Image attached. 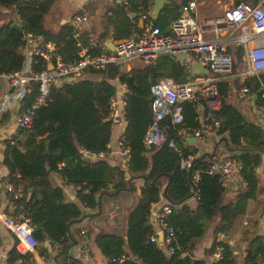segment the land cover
Here are the masks:
<instances>
[{"label":"trees","instance_id":"16d2710c","mask_svg":"<svg viewBox=\"0 0 264 264\" xmlns=\"http://www.w3.org/2000/svg\"><path fill=\"white\" fill-rule=\"evenodd\" d=\"M53 2L0 0V8L14 10L13 19L20 26V30L11 27L12 19L1 18L6 12L0 11V72L8 73L23 68L25 54L20 49L23 32L40 33L45 39L53 41L56 52L64 60L78 57L79 47L72 44L75 40L73 27L67 22L59 24L57 28L44 23ZM151 3L149 0H131L127 10L138 15L150 10ZM114 11L115 14L107 20L114 38L139 31L137 15L127 16L126 8L119 4L115 5ZM180 12L175 0H166L154 16V23L162 32H168L169 23ZM80 43L85 44L84 41ZM229 50L234 54L232 71L244 68L242 44ZM88 51L98 53L101 49L89 47ZM28 67L37 68L33 58ZM86 71L98 75V78L80 76L75 80L50 85L49 100L34 109L30 125L22 130L16 129L2 140L1 164L6 172L0 177V192L5 181H13L15 186L22 188V196L14 200V213L23 212L27 217L37 255L43 262L48 257L54 264H85L68 253L78 238L80 222L100 210L103 197L129 189V186L118 184L124 178L122 166H112L106 159L96 156L81 159L79 151L84 149L91 154L96 153L107 141L112 140L114 124L107 118L108 98L116 91L117 79L127 85L122 124L123 142L129 148V179L140 177L143 185L128 210L124 231L98 227L90 234V224L85 225V231L103 258L109 259L126 252L130 257L121 264H207L205 258L192 256L196 241L204 237L208 226L215 219L213 232L226 233L232 228L236 217L245 212L247 199L256 192L257 179L254 174L264 152V129L229 102L227 94L232 85L239 87L244 84L249 86L251 93H257L264 84V72L245 77L241 83H238L239 76L216 80L220 105L207 113V121L217 119L219 127L216 132L220 135L228 133V137L224 135L222 139L227 149L234 151V155L242 161L239 174L246 183L244 189L236 191L232 199H226L224 177L203 173L197 186L199 198L193 206L187 203V199L192 196L190 170L180 166L179 152L186 150L193 153V150L185 145L186 137L179 130L185 126L198 128L202 125L195 105L185 104L181 123H172L170 116L161 120L164 132L161 143L146 145L143 141L151 122V83L165 77L182 82L192 78L193 74L172 54L158 55L153 62L128 70L107 64L102 69L90 68ZM36 93V83H33L23 95L24 104L28 105ZM7 115V111L2 112L1 121ZM194 162L195 167L200 168L208 163L206 156H197ZM51 174L61 184L55 183ZM62 184L73 185V199L64 195ZM6 194L11 197L9 193ZM160 195H164L172 207L168 222L174 229V250L170 254L157 242L149 240L153 231L148 221L150 203L158 200ZM80 205L88 209V213L81 211ZM11 236L12 244L6 251V262L36 264L31 253L20 254L16 251V237L13 233ZM53 243L57 244L54 250ZM218 245L222 247L219 264H234L232 250L225 241L216 240L205 249V254L212 253ZM263 257L264 238L255 234L248 241L244 260L246 264H258ZM19 258L22 259L20 262Z\"/></svg>","mask_w":264,"mask_h":264},{"label":"built area","instance_id":"2783aa9c","mask_svg":"<svg viewBox=\"0 0 264 264\" xmlns=\"http://www.w3.org/2000/svg\"><path fill=\"white\" fill-rule=\"evenodd\" d=\"M175 1L179 4L181 12L177 18L170 22L169 32L161 31V28L154 23L150 12H140L137 15L134 11L127 10V16L137 15L138 19L142 20L141 31L114 39L110 45L112 48L105 46L98 53H90L84 44L75 40L72 44L79 48L78 57L73 60L62 59L56 52L54 42L45 39L42 34L23 32L21 47L28 51L26 53L33 58L37 68L27 67L8 73L0 72V77L6 80L8 87L1 95L0 109H7L11 103L17 102L19 109L14 114V121L16 129L22 130L30 125L34 109L46 104L49 100L50 85L75 80L82 76L87 69H102L107 64L124 68L129 62L136 59L145 63L153 62L162 52L173 55H192L210 69V74L203 79L202 87H199V81L196 79L176 82L170 77L161 78L150 85L152 94L151 122L146 129L143 141L146 145H158L164 140V132L160 124L163 118L170 116L172 123H181L186 103L195 105L201 99L209 98L212 102L217 99L216 80L228 78L233 74L234 54L229 49L233 48L234 43L242 44L244 50V68L239 72V75L245 78L264 72V0H258L256 3L238 0L225 8L221 15L208 17L203 22L197 21L194 14L199 0ZM112 2L128 6L130 0H112ZM86 17L85 14H75L71 21L76 24L80 20H85ZM205 27L212 30V36L205 35ZM222 31L224 32L222 33ZM182 61L187 65L185 59ZM119 82L115 93L108 98L107 118L114 125L122 124L127 98V85L125 82ZM33 83H36L37 93L33 100L25 105L23 95L30 90ZM249 92V86L245 84L240 86L239 93L241 95H246ZM255 96L257 108L264 112V84L261 85ZM207 120L208 116L203 119V124L198 128L182 127L179 133L185 137H196L201 136L206 129L217 130L219 121L217 119ZM262 129L264 128L262 127ZM123 137V130L118 131L114 145L107 141L104 147L96 153L91 154L80 149V158L89 159V154L92 158L94 156L103 158L110 152H117L121 156L124 172H128L129 148L124 145ZM170 144H173L172 141ZM179 152L181 154L180 166L190 170L192 197L195 200L199 198L197 186L203 173L206 175L219 174L224 177L242 167V161L234 153H226L220 158L209 160L203 168H200L195 167L194 153L186 150H179ZM65 186L74 188L72 184H65ZM2 196L0 220L7 224L16 237L14 248L20 254L31 253L35 260L43 263L34 249L36 243L31 235L32 228L27 217L23 212L14 213V200L22 196V188L15 186L13 181H5L2 184ZM160 198H163V195H160ZM118 208L119 204L114 203L112 207L106 209V212L112 216ZM150 212L153 217V223L150 222L153 231L149 235V240L157 242L166 253H172L174 250V229L168 222L172 207L167 201L157 203L156 200L150 203ZM77 234L80 242L69 254L82 262L89 256V237L82 227H79ZM229 242L227 241L228 244ZM56 246L57 244L53 243L52 250ZM221 250L220 245L215 247L210 255V264H219L222 257ZM129 257L126 252H122L109 259L103 258L98 264H121ZM20 259H18L19 262Z\"/></svg>","mask_w":264,"mask_h":264},{"label":"crops","instance_id":"0c3cea01","mask_svg":"<svg viewBox=\"0 0 264 264\" xmlns=\"http://www.w3.org/2000/svg\"><path fill=\"white\" fill-rule=\"evenodd\" d=\"M164 1L166 0H162L161 7ZM236 1L238 0L235 1L234 0H199L197 2L194 13L196 20L199 22H203L208 17L221 15L225 8H227L229 5H231ZM247 1L256 3L258 0H247ZM115 5L116 4L112 2V0H54L50 10L45 15L44 21H46L47 26L51 28H57L59 24L67 22L73 27L75 40H78L79 42L84 41L85 43L84 46H86L87 48L94 47V48H100L102 50L105 46L110 47L114 39H116L112 36V27H110L109 23L107 22V20L115 14L114 11ZM119 5L124 6V8H126L127 11L128 6H130V3L128 6L123 4H119ZM154 5H155V0H152L150 10H148V12H150L153 19H154L153 16ZM0 11L6 12V15H3L1 18H5V19L11 18L12 21H15L13 19L15 14L12 8L9 7L0 8ZM75 14H85L87 17L85 20H80L76 24H73L71 18ZM141 23L142 20L138 19L137 16V25L139 27V31H141V27H140ZM168 30L170 31L169 26H168ZM223 32L224 31H222V33ZM204 33L206 36L213 35L212 30L210 31V28L208 27L204 28ZM236 45H238L237 42L234 43L233 48ZM20 49L21 52L24 54L28 52L23 47H21ZM173 56L186 67L188 72L193 74V77L188 80L196 79V81H199L198 84L199 87H202L204 81L203 79L210 74V69L206 65L200 63L199 59H197L192 55L185 56V55L177 54ZM30 59L31 57L28 55V53H26L23 68L28 67ZM182 59H185L187 61V65L183 63ZM143 64H145V62L136 59L129 62V64L127 66H124V68L128 70L131 67L142 66ZM242 69L243 68H241L237 72H233V74L231 76H228V78L232 79L235 76H239L238 83H241L242 79L244 78L243 76L239 75V72H241ZM82 76H84V73L82 74ZM94 77L95 76L93 75L89 78H94ZM115 82L117 85L120 84L119 80L117 79ZM240 86L237 87L235 85H232L231 90L227 94L228 101L233 103L235 106H237L250 120H252L253 122L259 124L264 128V112H261L257 108V101L255 96L257 93L253 94L249 92L246 95H241L239 93ZM7 89L8 87L6 80L0 77V99H1V95ZM219 105H220V99L218 92H217V99L214 102H212L209 98L201 99L198 102H196L194 108L198 112L200 122H202L203 124V119L206 116H208L207 113H210V110L212 109L218 108ZM18 109L19 106L17 102L11 103L7 107V109H0V117L2 112L4 111L8 112V115L4 121H1L0 118V177L4 176L6 172L5 167L1 164L2 140L7 138L8 135L11 134L12 132H15L16 124L14 121V114L17 112ZM123 128H124L123 124L114 125V134L112 140H109L110 142H112L113 145L117 132L124 130ZM224 135L228 137L227 132L220 135L216 132L214 128L206 129L203 131L201 136H196V139L194 141L188 140L190 136L186 137L185 145L190 150H193L195 157L206 156L207 161L213 160L215 158H220L223 154L234 153V151H230L227 149L226 142L224 139H222ZM103 158L107 160L108 164L112 166L120 165L123 168L121 156L117 152H110L107 154V156ZM254 176L257 179L256 192L253 197L247 199L245 212L236 217L232 228L230 229L229 232L226 233L225 232L214 233L212 230V226L216 221V219L212 221L208 226V229L204 237L196 241L194 245L192 251L193 254L192 256L194 258H205L207 264H210L211 253L205 254V249L209 248L216 240H224L226 242L230 241L229 246L230 249L232 250L234 264H246L244 259L246 256V247L248 245L249 239L253 237L255 234L262 235L264 238V152L262 153V161L256 167V172ZM51 177L55 183L61 184L59 179H57L54 174H51ZM223 182L226 188L225 196H224L226 199H232L236 191L244 189L246 183L241 178L239 174V170H235L234 172L224 176ZM130 183H133L134 186H132ZM118 184L125 187L129 186V189L126 188L124 190L130 196L133 197L132 202L134 203L143 185V180L140 177H133L129 179V173L125 172L123 180L118 182ZM64 186L65 184H62V187ZM65 187L68 193L74 196L72 191L73 188L67 186ZM63 192L68 199H73L72 196L70 197L69 194L66 193V191ZM118 192H115L114 195L109 194L103 197L102 199L103 210L101 211V213L100 211H98L94 213L92 216H90L89 218L91 223L90 234L93 233L98 227H102L104 229H113L119 232L125 230V225L123 221L127 209L126 210L122 209L121 214L119 216L105 215V211L107 208L112 207L114 203L119 202L118 199L122 191H118ZM2 197L3 196L1 190L0 202L3 201ZM109 199H113V200L109 201ZM164 201H166V199L164 198L163 195V198L159 197L157 203H162ZM187 203L194 206L196 204V200L191 196L190 198L187 199ZM0 206L2 205L0 204ZM83 212L88 213V209ZM92 212L94 211L92 210ZM151 215L152 214L150 212L148 221L151 222L152 224L153 217ZM84 220L85 219H83L80 222L79 224L80 227H82L81 225L84 222ZM10 232L11 230L8 228L7 224L3 220H0V264H8L6 262V251L12 244V236L10 235ZM88 237H89V248H90L89 256L83 259L82 262L85 264L86 263L98 264L100 260L103 259V257L98 252V250L93 246L92 238L91 236H89V234ZM79 242L80 240L78 236L74 244L68 249V253L73 252ZM42 244H45V242H43ZM45 260L46 261L44 262L41 260L43 262L42 264H54L52 260L49 259L48 257L45 258ZM258 264H264V257Z\"/></svg>","mask_w":264,"mask_h":264},{"label":"rangeland","instance_id":"374dc122","mask_svg":"<svg viewBox=\"0 0 264 264\" xmlns=\"http://www.w3.org/2000/svg\"><path fill=\"white\" fill-rule=\"evenodd\" d=\"M235 1V0H234ZM230 6V5H229ZM44 23L46 24V21H44ZM47 25V24H46ZM95 76L94 78H92V79H96L97 78V76H96V74H90L88 71H86V72H84V76H86V77H91V76ZM116 83V82H115ZM117 85V84H116ZM119 85V84H118ZM117 85V86H118ZM125 187V186H124ZM138 197V196H137ZM113 199H109V201H112ZM118 204H119V208L117 209V211L115 212V214H114V216L116 215V216H119L120 214H121V210L123 209V210H126V212H125V218H124V225H125V222H126V219H127V215H128V210H129V208L131 207V205L133 204V197L132 196H130L125 190H122V192H121V194H120V196H119V199H118ZM80 209H81V211H85V210H87L85 207H83L82 205H80ZM103 210V202H102V200H101V204H100V213H101V211ZM105 215H108L107 214V212L105 211ZM87 224H90L91 225V223H90V220H89V218H85V220H84V222L82 223V228H84L85 229V225H87ZM93 227V226H92ZM10 235H11V233H10ZM35 263L36 264H38V262L37 261H35Z\"/></svg>","mask_w":264,"mask_h":264},{"label":"water","instance_id":"95a60500","mask_svg":"<svg viewBox=\"0 0 264 264\" xmlns=\"http://www.w3.org/2000/svg\"><path fill=\"white\" fill-rule=\"evenodd\" d=\"M161 3H162V0H155L153 16H155V15L160 11ZM10 26L13 27V28H15L16 30H20V26H19V24H18L17 22H15V21H12V22L10 23ZM110 48H112V47H110ZM161 54H162V55H166V54H168V52H162ZM188 137H189V136H188ZM195 139H196L195 136H190V137L188 138V140H191V141H194ZM263 151H264V150H263ZM88 156H89L90 159L92 158V156H91L90 154H89ZM62 190H63V191H66V193L69 194L65 186L62 187ZM69 196L71 197L72 195L69 194ZM72 198H74V196H72ZM37 262H38L39 264H42L39 260H37Z\"/></svg>","mask_w":264,"mask_h":264}]
</instances>
